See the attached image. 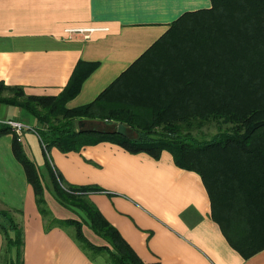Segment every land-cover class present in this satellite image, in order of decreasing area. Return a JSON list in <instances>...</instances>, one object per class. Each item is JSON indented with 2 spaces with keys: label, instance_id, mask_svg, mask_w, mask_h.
Here are the masks:
<instances>
[{
  "label": "crops",
  "instance_id": "0c3cea01",
  "mask_svg": "<svg viewBox=\"0 0 264 264\" xmlns=\"http://www.w3.org/2000/svg\"><path fill=\"white\" fill-rule=\"evenodd\" d=\"M210 5V0H0V81L26 94L56 96L74 69L82 73L94 63L65 106L90 103L173 20ZM6 119L28 125L20 135L13 130L0 135V210L21 230L22 264L110 263L81 249L73 225H48L12 150L13 134L40 172L54 218L76 215L53 197L46 158L65 183L99 188L89 200L144 264H264V227L257 237L250 233L235 203L215 212L201 176L176 165L168 150L156 159L100 141L78 151L51 146L46 157L34 116L0 102V120ZM83 232L91 242L105 243L86 225ZM3 245L0 232V255Z\"/></svg>",
  "mask_w": 264,
  "mask_h": 264
},
{
  "label": "trees",
  "instance_id": "16d2710c",
  "mask_svg": "<svg viewBox=\"0 0 264 264\" xmlns=\"http://www.w3.org/2000/svg\"><path fill=\"white\" fill-rule=\"evenodd\" d=\"M210 2L209 7L185 11L173 20L90 103L65 106L94 63H87L82 73L74 69L56 96L26 94L22 87L0 81V102L34 116L46 157L51 146L78 151L100 141L156 159L168 150L176 165L201 176L215 212L235 203L257 237L264 227V0ZM88 119L124 124L126 132L118 133L117 125L78 127ZM212 122L218 130L210 137L191 134L193 128ZM10 130L0 122V135ZM11 145L48 225H73L76 242L90 257L100 254L110 264H144L89 200L97 186L65 183L46 158L53 197L76 215L56 219L44 199L40 172L16 134ZM83 225L105 243L91 242ZM0 232L4 238L0 264H22L21 230L7 210H0Z\"/></svg>",
  "mask_w": 264,
  "mask_h": 264
},
{
  "label": "rangeland",
  "instance_id": "374dc122",
  "mask_svg": "<svg viewBox=\"0 0 264 264\" xmlns=\"http://www.w3.org/2000/svg\"><path fill=\"white\" fill-rule=\"evenodd\" d=\"M88 121H91V122H89L91 124H88L87 123L88 125H86V126H100V127L107 126V127H115L117 125V123L114 122V121L112 123H109L107 125L106 123H104V121H102L100 119H95V120H92V119L89 120L88 119ZM217 130H218V124H216L215 122H212V123H209V124H206V125L202 126V128H193L191 130V134L193 136H196L197 138H203V137L208 138L213 133H215Z\"/></svg>",
  "mask_w": 264,
  "mask_h": 264
},
{
  "label": "built area",
  "instance_id": "2783aa9c",
  "mask_svg": "<svg viewBox=\"0 0 264 264\" xmlns=\"http://www.w3.org/2000/svg\"><path fill=\"white\" fill-rule=\"evenodd\" d=\"M75 30H80V29H74L73 31ZM68 32L71 31L69 30ZM0 122L8 125L17 135H20L22 131L28 127V125H26L25 123L15 119L0 120Z\"/></svg>",
  "mask_w": 264,
  "mask_h": 264
},
{
  "label": "water",
  "instance_id": "95a60500",
  "mask_svg": "<svg viewBox=\"0 0 264 264\" xmlns=\"http://www.w3.org/2000/svg\"><path fill=\"white\" fill-rule=\"evenodd\" d=\"M116 131L118 133H125L126 132V127L123 124H118Z\"/></svg>",
  "mask_w": 264,
  "mask_h": 264
}]
</instances>
